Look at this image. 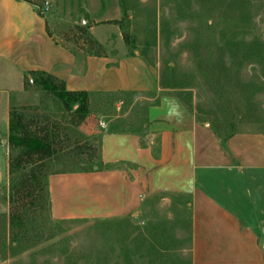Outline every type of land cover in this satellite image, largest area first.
<instances>
[{
	"label": "rangeland",
	"instance_id": "374dc122",
	"mask_svg": "<svg viewBox=\"0 0 264 264\" xmlns=\"http://www.w3.org/2000/svg\"><path fill=\"white\" fill-rule=\"evenodd\" d=\"M49 1L44 15L51 34L78 54L84 47L97 52L79 27L86 26L80 23L85 0ZM109 16H121L126 41L159 70L161 87L200 121L222 137L264 133V0H119ZM33 80L14 112L30 130L57 131L58 149L41 164L43 200L22 194L15 200L14 186L38 165L13 172L21 148L8 141L0 161V264H191L187 216L159 197L135 216L53 219L45 195L49 176L90 170L100 162L99 128H142L148 102L139 101L126 123L104 126L120 101L125 112L140 95H93L81 120ZM15 215L23 224L15 225Z\"/></svg>",
	"mask_w": 264,
	"mask_h": 264
},
{
	"label": "crops",
	"instance_id": "0c3cea01",
	"mask_svg": "<svg viewBox=\"0 0 264 264\" xmlns=\"http://www.w3.org/2000/svg\"><path fill=\"white\" fill-rule=\"evenodd\" d=\"M114 3L82 2L80 23L104 51L96 55L57 39L32 2L0 0V161L32 73L52 75L71 92L139 94L125 112L120 101L103 125L126 123L146 100L142 128H99L102 168L49 176L53 219L135 216L159 197L187 216L191 264H264V133L219 138L161 87L159 70L126 41L121 16H109Z\"/></svg>",
	"mask_w": 264,
	"mask_h": 264
},
{
	"label": "trees",
	"instance_id": "16d2710c",
	"mask_svg": "<svg viewBox=\"0 0 264 264\" xmlns=\"http://www.w3.org/2000/svg\"><path fill=\"white\" fill-rule=\"evenodd\" d=\"M32 2L39 8V12L41 15H44L42 12V7L45 0H27ZM81 30H84L88 39H90V43L92 46L97 48V52H94L90 49V47H84L80 50L84 51L88 54H96V55H104L103 48L94 41L90 33L87 31L86 26H79ZM74 50V49H73ZM76 54L77 51L74 50ZM33 82L37 85H40L45 91L49 92L56 98L60 99L65 106L74 110V114L77 115L81 120L85 119L89 113V98L98 93L93 92H71L68 91L62 81H59L52 75L35 72L32 73ZM77 106V108H76ZM219 138L222 140L229 139L232 135H226L224 137L221 136V133L216 131ZM59 135L55 130L37 132L30 130L23 117L14 112V109L11 112V122H10V136H9V144L12 147L21 148V152L15 158H13L11 162V169L13 172L19 169H24L26 165L32 164L33 166H37V168H31L29 171L25 172L18 182L17 185L13 188V198L16 195H26L27 197H35L34 203L38 201V199L43 200V185L41 183V164L44 160L50 157L52 154L57 152V145ZM103 163L100 161L98 164L92 166L93 169L95 166L100 168L103 167ZM115 165H107V168H113ZM47 182V190H46V200L47 204L51 206L50 200V188L49 181ZM19 186V187H18ZM20 193V194H19ZM16 200V198H15ZM13 220L15 221V225L18 223L23 224L24 220L20 218V216H13ZM59 221V220H58ZM17 223V224H16ZM22 233V229H20Z\"/></svg>",
	"mask_w": 264,
	"mask_h": 264
},
{
	"label": "built area",
	"instance_id": "2783aa9c",
	"mask_svg": "<svg viewBox=\"0 0 264 264\" xmlns=\"http://www.w3.org/2000/svg\"><path fill=\"white\" fill-rule=\"evenodd\" d=\"M49 5H50L49 1L46 0V1L44 2V4H43L42 12H44V10H47V9L49 8Z\"/></svg>",
	"mask_w": 264,
	"mask_h": 264
},
{
	"label": "water",
	"instance_id": "95a60500",
	"mask_svg": "<svg viewBox=\"0 0 264 264\" xmlns=\"http://www.w3.org/2000/svg\"><path fill=\"white\" fill-rule=\"evenodd\" d=\"M85 23H86L85 20H83V21H82V24H85ZM96 169H97V167H96Z\"/></svg>",
	"mask_w": 264,
	"mask_h": 264
}]
</instances>
